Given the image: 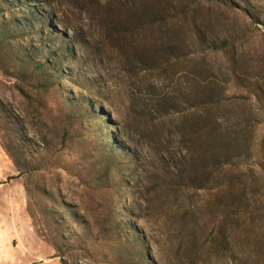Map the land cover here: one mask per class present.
<instances>
[{
  "label": "rangeland",
  "instance_id": "374dc122",
  "mask_svg": "<svg viewBox=\"0 0 264 264\" xmlns=\"http://www.w3.org/2000/svg\"><path fill=\"white\" fill-rule=\"evenodd\" d=\"M255 94L264 0H0V264H264Z\"/></svg>",
  "mask_w": 264,
  "mask_h": 264
},
{
  "label": "crops",
  "instance_id": "0c3cea01",
  "mask_svg": "<svg viewBox=\"0 0 264 264\" xmlns=\"http://www.w3.org/2000/svg\"><path fill=\"white\" fill-rule=\"evenodd\" d=\"M13 176V165L0 146V212L2 209H4V207H6V205H8V203L14 201L13 195L20 193V188L17 187V189H15L14 182L18 184V181L13 179ZM14 189L16 191L15 194L13 193ZM1 218L2 214H0V219ZM13 218V215L10 217L9 213H6L4 221L0 220V235L4 234L2 239L0 237V240H5V242L8 241L12 243L15 238V233L18 234L17 237L21 238L22 240L29 239L32 236L29 220L26 217L24 218L22 212L15 222L12 221ZM19 219H21V221H19ZM8 220L12 221V223L8 222ZM20 222L23 224V230H20V224H18ZM21 232H23L25 235H21ZM3 256L4 255L0 254V257Z\"/></svg>",
  "mask_w": 264,
  "mask_h": 264
},
{
  "label": "trees",
  "instance_id": "16d2710c",
  "mask_svg": "<svg viewBox=\"0 0 264 264\" xmlns=\"http://www.w3.org/2000/svg\"><path fill=\"white\" fill-rule=\"evenodd\" d=\"M157 10H158V12L156 14L157 21L165 22V20L167 18V14L165 13V9L164 8H158ZM229 44L230 43L226 39H223L219 42H216L215 40H212V39L206 40L203 37H201V45L204 46L205 50L216 51V50L227 47ZM210 84H212L211 81L206 86L207 90L210 88ZM255 100L264 109V95L260 96L258 94H255ZM205 103L207 105H210V104H213L214 101L208 97V100ZM4 148H5V151L7 152V154L10 156V154L8 153V149L6 147H4ZM13 163H15V165L18 167V164L15 161ZM255 165L258 167L259 171L261 172L262 178L264 179V153H262V156L256 157Z\"/></svg>",
  "mask_w": 264,
  "mask_h": 264
}]
</instances>
